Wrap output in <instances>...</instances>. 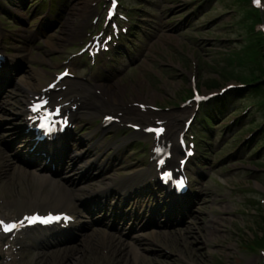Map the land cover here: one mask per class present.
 Returning a JSON list of instances; mask_svg holds the SVG:
<instances>
[{"label": "rangeland", "instance_id": "374dc122", "mask_svg": "<svg viewBox=\"0 0 264 264\" xmlns=\"http://www.w3.org/2000/svg\"><path fill=\"white\" fill-rule=\"evenodd\" d=\"M29 1L34 0H25L23 6H17L23 16L29 14L25 8ZM132 1L139 5V0ZM203 1L143 0L140 11L147 10L151 14L145 25L143 41L138 42L143 60L123 76L119 74L124 70H117V77L107 85L108 91L111 89L110 93L119 97L118 101L148 100L169 109L165 114L173 123H182L193 109L192 102L186 105L184 102L191 98L195 86L204 93L217 92L227 84L264 77L263 51L257 49L255 38L258 37L252 34L255 29L261 30L263 22L255 20L260 15L264 16V0L259 16L244 6L245 0L204 1L205 6L198 7ZM89 2L67 0L63 16L49 35L51 49L55 50L57 57L55 60H60L61 51H67L62 43V34H68L71 27L74 29ZM18 25L12 37L15 46L21 44L23 27L28 28V24ZM120 60L122 62H116L119 67L126 66L124 63L128 60ZM25 67L21 76L24 84L34 79L33 70L27 64ZM38 67L39 63H36L34 68ZM19 84L12 91L17 89V94L23 95ZM260 93L245 87V92L233 101L229 111L213 114L212 123L216 129L211 130V137L207 138L210 143L201 141V151H209L213 147L217 153H209V160L205 161L210 163L205 169L211 166V170L201 182L206 193L202 206L195 213L194 220L198 222L190 225L193 233L188 231L185 238L171 243L172 250L179 253L170 255L157 248L154 262L155 252L145 251L137 257L140 260L138 264L264 262V247L258 245L259 236L264 233V140H261L264 135L256 137L251 133L262 123L261 132H264V109L258 105L263 99ZM185 107L189 108L184 111ZM198 113L200 116L202 112ZM242 115L244 118L240 119ZM251 117H254V123H251ZM236 120L239 122L232 126ZM198 127L204 129L199 121ZM179 133L180 130L175 134ZM256 142L259 144L254 145ZM18 147L19 151L20 145ZM149 247L150 244H146L141 249ZM74 253H70L66 264H73L75 256L84 261L81 249ZM93 253V257L85 260L84 264L96 259L98 254ZM147 257L152 263H146ZM100 258L97 264H101ZM112 260L115 264H124V258L113 256Z\"/></svg>", "mask_w": 264, "mask_h": 264}, {"label": "snow or ice", "instance_id": "6c2138e0", "mask_svg": "<svg viewBox=\"0 0 264 264\" xmlns=\"http://www.w3.org/2000/svg\"><path fill=\"white\" fill-rule=\"evenodd\" d=\"M257 2H258V0H257ZM64 75H67V73H65ZM47 104H48L47 100H44V99L40 98L39 103L34 104L32 110L34 112H39V111L42 110V108L46 107ZM58 113H59V109L56 110V114H58ZM45 118H47V117H45ZM41 127H45V125H41ZM146 131L156 132L157 135H159L163 131V129H146ZM159 163L161 165H163L165 163V161L163 159H161L159 161ZM166 176L168 178H171V173H166ZM180 185L181 186L183 185V181H180ZM26 219H28L29 221H32V220H35V219H40L43 222V221H48V220H52V219H59V217H55V218H53V217H48V218H26ZM20 223L22 224L23 222L21 221ZM19 226L20 225L16 224V223H5L3 221H0V230L4 231L5 233L11 232V231L17 229Z\"/></svg>", "mask_w": 264, "mask_h": 264}, {"label": "bare ground", "instance_id": "6f19581e", "mask_svg": "<svg viewBox=\"0 0 264 264\" xmlns=\"http://www.w3.org/2000/svg\"><path fill=\"white\" fill-rule=\"evenodd\" d=\"M78 9H79V8H78ZM76 10H77V9H76ZM76 10H75V11H76ZM73 14H74V13H73ZM38 77H39V76H38ZM110 91H111V89H110ZM110 91H109V92H110ZM114 101H117V100L114 99ZM132 111H133V112H137V113H139V109H136V108H134ZM147 111L149 112L150 110H147ZM182 130H183V128H181L180 131H182ZM62 194H63V193L55 192V193H54V196H56V200H57V202H60L61 204H65V203H67V202H66L65 197H64ZM185 257H186V256H185ZM189 258H190V257H189ZM193 258H194V257H193ZM193 258H192V259H193ZM187 259H188V258H187ZM192 259H191V260H192ZM191 260H190V261H191ZM193 262H194V261H193ZM195 263H196V262H195ZM195 263H194V264H195Z\"/></svg>", "mask_w": 264, "mask_h": 264}]
</instances>
